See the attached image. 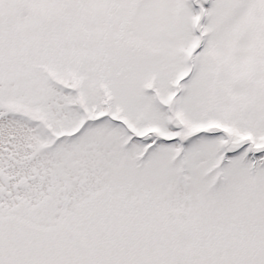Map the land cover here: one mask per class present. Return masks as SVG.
<instances>
[{
    "label": "snow or ice",
    "instance_id": "snow-or-ice-1",
    "mask_svg": "<svg viewBox=\"0 0 264 264\" xmlns=\"http://www.w3.org/2000/svg\"><path fill=\"white\" fill-rule=\"evenodd\" d=\"M0 264H264V0H0Z\"/></svg>",
    "mask_w": 264,
    "mask_h": 264
}]
</instances>
